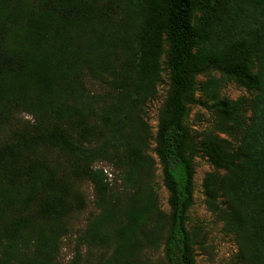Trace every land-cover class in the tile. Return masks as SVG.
I'll return each mask as SVG.
<instances>
[{
	"label": "trees",
	"instance_id": "16d2710c",
	"mask_svg": "<svg viewBox=\"0 0 264 264\" xmlns=\"http://www.w3.org/2000/svg\"><path fill=\"white\" fill-rule=\"evenodd\" d=\"M161 72L151 134L142 107ZM227 82L244 94L220 95ZM193 104L213 117L196 136ZM196 156L232 264H264V0H0V264H61L83 183L93 208L65 264H195Z\"/></svg>",
	"mask_w": 264,
	"mask_h": 264
},
{
	"label": "rangeland",
	"instance_id": "374dc122",
	"mask_svg": "<svg viewBox=\"0 0 264 264\" xmlns=\"http://www.w3.org/2000/svg\"><path fill=\"white\" fill-rule=\"evenodd\" d=\"M160 82L156 86V92L142 107L143 118L150 130L151 134L155 131L157 124V113L160 105L162 104L167 88V76L165 72H161ZM218 77V74H214ZM204 76H197L196 83L204 81ZM218 93L230 99H235L244 92L239 87L231 82L223 83L218 87ZM197 98L201 99V92L195 91ZM27 118V116H24ZM212 114L207 107L197 104L189 105L184 119L185 125L189 128L191 134L196 136L201 130L209 127L212 122ZM153 143L148 141L146 148L147 154L154 160L153 168V181L154 188L157 195V205L163 212L168 211L167 205V192L162 184L161 173L156 158L153 154ZM194 176H193V201L187 212L186 226L191 229L195 225L200 226V241L201 246L194 247L195 264H232L233 255L236 248L230 236L222 233L221 225L214 220L210 212L203 204V197L201 194V179L203 175L211 170V166L207 161L200 156L193 158ZM97 167H103L107 173L109 171L107 166L97 164ZM107 179H110V175ZM81 188L84 192L86 209L73 220V226L70 228L66 238L63 240L62 247L59 251L58 260L61 264L67 263L73 255L75 239L77 233L82 229L84 217L87 212L92 210L91 203L93 192L89 184L83 183ZM157 258L160 257V250L153 253Z\"/></svg>",
	"mask_w": 264,
	"mask_h": 264
}]
</instances>
